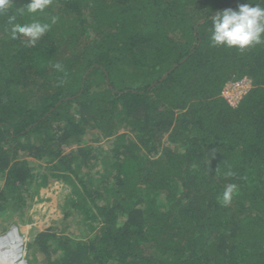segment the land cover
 Masks as SVG:
<instances>
[{
	"label": "trees",
	"instance_id": "trees-1",
	"mask_svg": "<svg viewBox=\"0 0 264 264\" xmlns=\"http://www.w3.org/2000/svg\"><path fill=\"white\" fill-rule=\"evenodd\" d=\"M245 2L257 0H52L17 16L50 24L35 46L0 16V198L24 201L38 175L23 157H46L87 223L75 238L31 222L41 264H264V44L210 40L213 15ZM242 76L252 87L231 106L222 87ZM121 125L134 138L115 137L112 175H81L91 149L63 146Z\"/></svg>",
	"mask_w": 264,
	"mask_h": 264
},
{
	"label": "rangeland",
	"instance_id": "rangeland-1",
	"mask_svg": "<svg viewBox=\"0 0 264 264\" xmlns=\"http://www.w3.org/2000/svg\"><path fill=\"white\" fill-rule=\"evenodd\" d=\"M234 79L236 80V78ZM228 81H233V79L227 80L226 83ZM121 133H126L130 138H134V133L129 132L125 125L119 126L114 135L108 137L103 136L95 129H88L75 141L64 145L63 150L69 152L78 147H89L94 156L90 163L92 168L86 169L82 167L80 174L84 175L86 173L91 180L93 177L99 180L104 179V177L111 176L113 173L109 164L113 157L112 149L115 145V137ZM166 145L172 148H180L179 142L173 144L167 143ZM23 158L27 159L29 166L32 168V173L38 175V177L32 178L31 182L26 183L24 186L25 189L20 191V196L24 201L21 202L11 197L4 198L3 201L0 198V206H2L0 208V235L4 234L12 224L17 225L21 233L32 222L36 225H51L55 230H64L75 238L84 236L87 232V223L84 221V215L76 213V211L67 207V199L70 197V187L59 179H54L51 176L52 173L47 169L54 161H49V158L46 157H44L45 159H34L26 156ZM44 174L48 177V188H42L40 176ZM89 174H93V176ZM86 175L85 177H87ZM3 190L4 178L0 175V191ZM45 194L48 195L45 203H38L41 197L46 196ZM63 210L70 212V215L63 216ZM53 211L54 218L46 222L47 215ZM24 259L26 260V264H41L43 261L42 255L36 250L27 252L25 249Z\"/></svg>",
	"mask_w": 264,
	"mask_h": 264
},
{
	"label": "clouds",
	"instance_id": "clouds-1",
	"mask_svg": "<svg viewBox=\"0 0 264 264\" xmlns=\"http://www.w3.org/2000/svg\"><path fill=\"white\" fill-rule=\"evenodd\" d=\"M51 3L52 0H28L24 6L17 7L12 12L13 0H0V16L8 17L11 39L23 36L27 38L26 44L35 46L48 32L50 24L36 19L30 23H19L17 16L43 12ZM55 22L56 17L53 16L51 23ZM210 40L213 46L236 47L240 51L264 44V0H257L256 3L245 2L236 9L227 8L217 12L212 18ZM60 67L59 64L56 65L57 69ZM236 191V184H228L222 194V202L225 205L230 203Z\"/></svg>",
	"mask_w": 264,
	"mask_h": 264
},
{
	"label": "built area",
	"instance_id": "built-area-1",
	"mask_svg": "<svg viewBox=\"0 0 264 264\" xmlns=\"http://www.w3.org/2000/svg\"><path fill=\"white\" fill-rule=\"evenodd\" d=\"M232 80V79H230ZM252 87V79L248 76H242L240 78L233 79V81H228L221 90V96L225 98L226 102L231 106H236L241 98L250 90ZM15 230L16 234L21 239V261L26 264L25 257V236L19 231L17 225L12 224L9 226L8 230L2 234V236L6 235L8 232ZM1 237V236H0ZM0 264H3L0 262Z\"/></svg>",
	"mask_w": 264,
	"mask_h": 264
},
{
	"label": "bare ground",
	"instance_id": "bare-ground-1",
	"mask_svg": "<svg viewBox=\"0 0 264 264\" xmlns=\"http://www.w3.org/2000/svg\"><path fill=\"white\" fill-rule=\"evenodd\" d=\"M0 262L3 264H24L21 261V239L15 230L0 235Z\"/></svg>",
	"mask_w": 264,
	"mask_h": 264
}]
</instances>
